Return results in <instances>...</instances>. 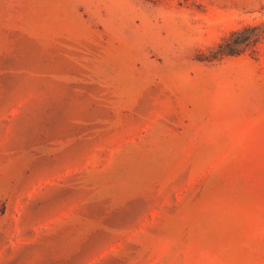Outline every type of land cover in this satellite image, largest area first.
I'll return each instance as SVG.
<instances>
[{"label":"rangeland","instance_id":"1","mask_svg":"<svg viewBox=\"0 0 264 264\" xmlns=\"http://www.w3.org/2000/svg\"><path fill=\"white\" fill-rule=\"evenodd\" d=\"M255 26L264 0H0V264H264V38L216 56Z\"/></svg>","mask_w":264,"mask_h":264},{"label":"trees","instance_id":"2","mask_svg":"<svg viewBox=\"0 0 264 264\" xmlns=\"http://www.w3.org/2000/svg\"><path fill=\"white\" fill-rule=\"evenodd\" d=\"M245 33L241 40L233 39L231 37ZM264 38V28L260 26L244 27L241 30L232 32L226 39L222 40V43L218 44V51L216 56L224 54L222 50L225 49V53L228 55L237 54L236 49L250 45V43L256 44Z\"/></svg>","mask_w":264,"mask_h":264}]
</instances>
